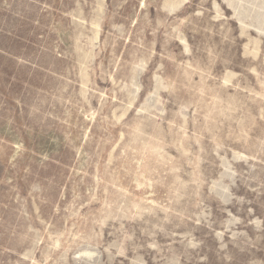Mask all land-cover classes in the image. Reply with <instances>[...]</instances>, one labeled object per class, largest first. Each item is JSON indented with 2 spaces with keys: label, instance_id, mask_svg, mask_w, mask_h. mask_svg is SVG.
<instances>
[{
  "label": "rangeland",
  "instance_id": "1",
  "mask_svg": "<svg viewBox=\"0 0 264 264\" xmlns=\"http://www.w3.org/2000/svg\"><path fill=\"white\" fill-rule=\"evenodd\" d=\"M0 264H264V0H0Z\"/></svg>",
  "mask_w": 264,
  "mask_h": 264
}]
</instances>
